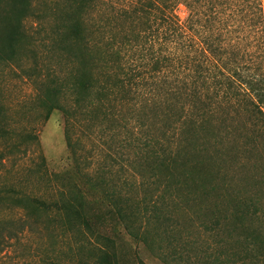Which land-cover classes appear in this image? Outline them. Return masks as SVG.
<instances>
[{"label": "trees", "instance_id": "16d2710c", "mask_svg": "<svg viewBox=\"0 0 264 264\" xmlns=\"http://www.w3.org/2000/svg\"><path fill=\"white\" fill-rule=\"evenodd\" d=\"M70 2L73 9L55 36L54 19L52 38L58 37L76 68L62 80L63 101L57 97L49 105L50 112L64 115L68 151L75 156L89 150L91 159L108 156L134 182L141 175L131 171L136 161H150L154 188L137 201L139 218L172 222L195 210L208 223L206 212L213 213L205 229L216 237L221 217L220 232L234 244H221L227 251L213 255L212 262L264 264V228L255 225L264 220V192H222L216 177L226 121L233 125L244 117L247 131L264 133V0ZM178 5L187 10L184 23L175 12ZM36 17L31 0H0V63L20 59L31 44L24 24ZM97 138L102 145L88 149L87 141ZM117 139L119 144L110 145ZM12 148L0 150V160ZM16 200L26 221H0V252L48 211L36 199L22 205ZM79 207L72 203L61 213L68 231L88 237L90 227L77 225ZM117 211L127 234L147 247L128 225L130 217ZM100 240L91 251L93 261L81 264H117L108 239ZM177 249L172 256H180Z\"/></svg>", "mask_w": 264, "mask_h": 264}, {"label": "rangeland", "instance_id": "374dc122", "mask_svg": "<svg viewBox=\"0 0 264 264\" xmlns=\"http://www.w3.org/2000/svg\"><path fill=\"white\" fill-rule=\"evenodd\" d=\"M31 1L38 15L24 24L31 44L22 48L15 63H0V150L13 147L0 160V221H26L25 213L17 208L16 198L22 199L21 205L27 199H36L47 205L48 211L37 213L38 218L33 217L37 223L17 233L4 246L0 264L93 261L95 253L91 251L98 241L102 242L100 237L108 239L106 243L117 264H220L212 262L213 255L227 251L221 244L227 249L234 244L220 232L221 217L220 231L215 237L205 229L213 219L210 212H206L211 215L208 223L199 219L195 210L172 222H158L152 217L146 221L137 216V201L149 196L154 188L150 161H136L131 171L141 175L134 182L128 180L130 173L126 167L108 156L91 159L89 150L75 156L68 151L64 115L56 109L50 112L49 105L57 97L63 101L62 80L76 68L58 37L57 42L52 38L53 31L56 29L55 36L64 26L63 17L73 9V4L70 0ZM175 12L184 23L188 15L185 7L178 5ZM54 19L57 23L52 31ZM47 90H58V94ZM245 121L241 117L233 125L226 121L221 127V170L216 177L222 183V192H264V133H250L244 128ZM230 129L233 135L228 132ZM94 141H87L88 149L102 145L98 138ZM118 142L119 139L111 141L110 145ZM118 156L125 159L123 148ZM72 203L80 205L77 225L90 227L88 237L67 230L69 226L61 211ZM117 207L130 217L128 225L137 237H145L147 247L127 234ZM255 225L264 228V220ZM173 247L181 250L179 257L172 256Z\"/></svg>", "mask_w": 264, "mask_h": 264}]
</instances>
